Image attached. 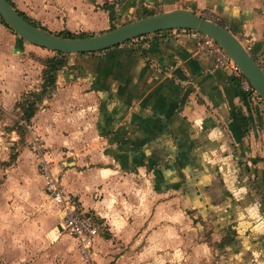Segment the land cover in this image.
Wrapping results in <instances>:
<instances>
[{"label": "crops", "instance_id": "obj_1", "mask_svg": "<svg viewBox=\"0 0 264 264\" xmlns=\"http://www.w3.org/2000/svg\"><path fill=\"white\" fill-rule=\"evenodd\" d=\"M54 4L60 19L44 21L38 8L34 15L42 20L36 23L39 27L56 35L101 34L115 22L123 25L142 18L144 10L155 14L213 10L264 68V0H55ZM106 5L114 9L113 17ZM23 46L18 54L0 47L2 111L12 106L20 110L24 96L38 94L44 61L58 58L54 51ZM60 58L64 64L50 97L21 126L43 140L44 158L63 192L74 196L100 225L93 246L95 264H118V256L126 258L124 250L140 245L150 256L173 245V264H182L187 248L195 264H264L263 105L246 94L230 73L215 69L184 30ZM37 166L34 152L24 149L12 178L22 182L18 195L31 191L28 198L39 205L46 181ZM131 181L152 190L157 186L158 196L178 202V206L169 202L165 212L171 216L175 214L171 207L178 208L186 222L185 240L172 241L170 227L158 229L160 242L145 238L154 230L150 220L155 194L147 188V197L141 200L150 208L145 216L138 200L126 197ZM188 214L195 218L189 216L196 226L194 243L187 241ZM42 224L46 231L51 221L43 216ZM66 237L69 242L56 249L68 255L71 248L78 254L75 241Z\"/></svg>", "mask_w": 264, "mask_h": 264}, {"label": "rangeland", "instance_id": "obj_2", "mask_svg": "<svg viewBox=\"0 0 264 264\" xmlns=\"http://www.w3.org/2000/svg\"><path fill=\"white\" fill-rule=\"evenodd\" d=\"M11 1L17 10L25 13L35 23H42V20L34 15L36 8L42 9L44 21H56L61 18V14L54 9L56 7L54 4L55 0ZM149 12L153 13L154 10ZM39 13L40 12H38L37 15H39ZM124 21H129V19ZM46 24L48 25V23ZM120 25H122V22H115L111 28ZM82 35L84 34L80 36ZM85 36L90 35L85 33ZM23 45L30 44L20 39L16 33H14L10 27L8 28L3 24L0 19V47L4 50L8 47L10 50H7V52L18 54L22 52L21 49L24 47ZM50 94L42 98L45 99L48 96L50 97ZM22 113L23 110L17 109L16 106H12L9 110L2 111V106L0 104V264H83L84 262L79 259L75 250L72 251L70 248L69 254L67 255L62 253L60 249H56L59 245H62L60 243L65 241L69 242V239L66 237L68 233L58 221V217L56 213H54V207L51 206L50 199L46 195V192L45 196L41 197V207L40 204H35L34 201L28 198L27 195H29L31 191L27 192V194L24 192L21 196L18 195L19 185L22 184V182H20L18 178L14 179L12 177L13 174H15L13 169L17 164L20 152L27 148H30L34 152L38 162V172L43 177L44 175L40 163L42 160H46L44 158V155H46L44 150L46 148H43L44 150L40 154L36 146V144L42 143L43 140L37 136L36 138L33 137L24 127V130H18L21 124L25 125L24 122H22ZM77 156L78 155L75 154L72 157ZM47 163L49 164V162ZM26 172L28 171L26 170ZM60 179L59 177V182H61ZM11 183L12 185H7ZM147 188H149L148 191L149 193L151 192L150 194H153V191L155 194L153 201L154 218L150 220L154 225V230L152 235H145V238L147 236L154 237L156 242H160L158 229L170 227L172 241L178 242L179 240L182 241V239L185 240L186 222L178 215V208L171 207V211L175 213L171 216H167L165 212L169 211V202L171 204L174 203L176 206H178V202L173 201L172 198L168 199L158 196L157 194L160 190L157 186L152 190L150 186H145L144 188L140 185H135L134 181H131L130 188L128 190L126 189V194H129L126 197L130 196L134 200L137 199L138 206H143L141 200L144 198L146 199ZM143 207L144 215H150V208L147 209L146 205ZM43 216L48 217L49 221H51L50 228L46 231L42 229ZM189 216L191 217L192 215L188 214L187 217V241L188 243H194L197 240V235L195 233L196 226L190 223L192 218ZM193 220H195L194 217L192 221ZM195 223L196 221H194V224ZM180 231L181 234L179 236L175 235L176 232L179 234ZM101 234L103 235V233ZM173 248L174 246L172 245L168 249L155 250L153 256H150V251L148 250L147 252L142 245L135 247L132 251L128 248L124 250L123 253L126 256L125 259H119L118 256V264H153V259H155L156 262L154 264H173V258H171V255L175 253ZM146 252L147 255L145 256ZM181 253L183 254V251H181ZM169 255L170 258L167 260L165 257ZM193 257L192 251L187 248L186 252L184 251V259H181L182 264H195V262H193ZM219 257L220 255H215L217 260Z\"/></svg>", "mask_w": 264, "mask_h": 264}, {"label": "water", "instance_id": "obj_3", "mask_svg": "<svg viewBox=\"0 0 264 264\" xmlns=\"http://www.w3.org/2000/svg\"><path fill=\"white\" fill-rule=\"evenodd\" d=\"M0 17L24 42L63 54H89L109 50L128 41L169 30H195L213 38L231 56L264 101V68L227 27L178 9L152 14L89 37H64L38 27L0 0Z\"/></svg>", "mask_w": 264, "mask_h": 264}, {"label": "built area", "instance_id": "obj_4", "mask_svg": "<svg viewBox=\"0 0 264 264\" xmlns=\"http://www.w3.org/2000/svg\"><path fill=\"white\" fill-rule=\"evenodd\" d=\"M196 14L204 19L223 25L221 17L213 10L203 9ZM184 31L188 32L189 37L194 40L198 49L212 59L215 69L230 73L246 94L263 105L264 110V101L260 95L220 44L201 32L195 30ZM36 146L41 154L44 150L42 143L36 144ZM40 167L46 180L45 191L50 199L51 206L56 209L63 229L75 241L81 261L85 264H95L92 258L93 246L99 235L100 225L74 196L63 192L46 160L41 161Z\"/></svg>", "mask_w": 264, "mask_h": 264}, {"label": "trees", "instance_id": "obj_5", "mask_svg": "<svg viewBox=\"0 0 264 264\" xmlns=\"http://www.w3.org/2000/svg\"><path fill=\"white\" fill-rule=\"evenodd\" d=\"M9 2L16 9L15 5L13 4V2L11 0H9ZM105 7H106V9H108L110 11V14L113 17L114 16V9L112 8V6L106 5ZM17 11L28 22L38 26L25 13H23V12H21L19 10H17ZM152 14H155V13H151L148 10H144L143 17L150 16ZM0 19L3 22V24H5V22L3 21V19L1 17H0ZM115 27L116 26L112 27V29L115 28ZM60 36L71 37V38L72 37H75V38L76 37H89V36H85V35H82V36L74 35V34H71V33H64V34H62ZM90 36H93V35H90ZM131 41H128V42H131ZM56 53H57L58 58L46 59L44 61L45 69H44V72H43L44 73V76H43L44 77L43 78L44 81H43V85H42V90L38 94L30 93V94L24 96V98L21 100V102L18 103V107L23 110L22 120H24L26 122H29L31 120V118L34 117V115L38 111L39 106H40V104L42 103V100H43L42 97H45V96L49 95V93L53 90V88H55L57 72L59 70H61V68H62V66L64 64L63 59L60 58V57L66 55V54L59 53V52H56ZM18 130H24V128L20 126V127H18Z\"/></svg>", "mask_w": 264, "mask_h": 264}]
</instances>
